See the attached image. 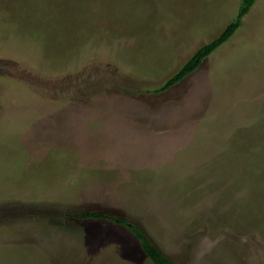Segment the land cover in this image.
<instances>
[{
	"label": "rangeland",
	"instance_id": "obj_1",
	"mask_svg": "<svg viewBox=\"0 0 264 264\" xmlns=\"http://www.w3.org/2000/svg\"><path fill=\"white\" fill-rule=\"evenodd\" d=\"M0 0V264H264V0Z\"/></svg>",
	"mask_w": 264,
	"mask_h": 264
},
{
	"label": "trees",
	"instance_id": "obj_2",
	"mask_svg": "<svg viewBox=\"0 0 264 264\" xmlns=\"http://www.w3.org/2000/svg\"><path fill=\"white\" fill-rule=\"evenodd\" d=\"M255 1L256 0H241L235 18L230 21L214 39L199 47L190 56V58L165 81V83L160 88L154 89L153 93H160L168 90L172 86L179 83L185 76L195 71L206 57H208L235 33L241 23L242 18L249 12ZM81 217H91L95 219L106 218L119 223V225L125 226L133 238L139 243L143 254L152 264H173V262L150 241L144 231L137 225L128 222L125 219L116 218L113 215L104 214L101 212L88 211L81 215Z\"/></svg>",
	"mask_w": 264,
	"mask_h": 264
}]
</instances>
